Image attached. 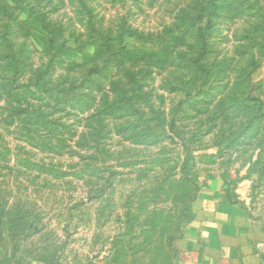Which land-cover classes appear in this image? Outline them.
<instances>
[{
    "label": "rangeland",
    "instance_id": "obj_1",
    "mask_svg": "<svg viewBox=\"0 0 264 264\" xmlns=\"http://www.w3.org/2000/svg\"><path fill=\"white\" fill-rule=\"evenodd\" d=\"M222 182L264 190V0H0V264L169 248Z\"/></svg>",
    "mask_w": 264,
    "mask_h": 264
},
{
    "label": "crops",
    "instance_id": "obj_2",
    "mask_svg": "<svg viewBox=\"0 0 264 264\" xmlns=\"http://www.w3.org/2000/svg\"><path fill=\"white\" fill-rule=\"evenodd\" d=\"M234 185L230 195L222 182V196L195 210L169 248L124 264H264V190L253 197L249 184Z\"/></svg>",
    "mask_w": 264,
    "mask_h": 264
}]
</instances>
